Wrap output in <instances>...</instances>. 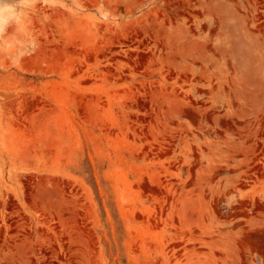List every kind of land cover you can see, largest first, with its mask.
Instances as JSON below:
<instances>
[{
    "label": "rangeland",
    "instance_id": "374dc122",
    "mask_svg": "<svg viewBox=\"0 0 264 264\" xmlns=\"http://www.w3.org/2000/svg\"><path fill=\"white\" fill-rule=\"evenodd\" d=\"M0 264H264V0H0Z\"/></svg>",
    "mask_w": 264,
    "mask_h": 264
},
{
    "label": "clouds",
    "instance_id": "9594fccd",
    "mask_svg": "<svg viewBox=\"0 0 264 264\" xmlns=\"http://www.w3.org/2000/svg\"><path fill=\"white\" fill-rule=\"evenodd\" d=\"M3 12L7 15H15V9L11 5H5L3 8Z\"/></svg>",
    "mask_w": 264,
    "mask_h": 264
}]
</instances>
